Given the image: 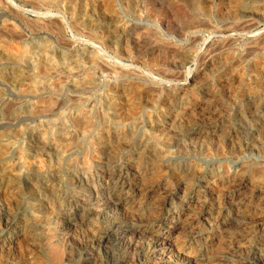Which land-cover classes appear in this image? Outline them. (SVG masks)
<instances>
[{"label": "rangeland", "instance_id": "obj_1", "mask_svg": "<svg viewBox=\"0 0 264 264\" xmlns=\"http://www.w3.org/2000/svg\"><path fill=\"white\" fill-rule=\"evenodd\" d=\"M107 1L6 0L0 6V139L11 160L22 151L29 158L41 153L47 161L39 174L25 172L16 179L9 192L1 187L12 178L0 161V264H169L185 258L192 264H248L264 258V0H111L112 12ZM5 21L9 28L1 30ZM101 32H108L104 39ZM110 36L115 44L107 41ZM128 44L129 54L119 63L124 73L93 66L89 70L98 81L86 82L85 74L68 69L75 57L94 48L100 61L113 65L111 56ZM27 48L32 54L20 61L6 56ZM182 48L198 50L201 57L180 63ZM49 55L66 61V69L55 70ZM36 57L46 58L45 71L32 69L29 61ZM230 66H238L241 74L234 87L222 81ZM29 73L39 91L23 89ZM158 82L165 85L154 86ZM122 92L132 93L140 104L118 107ZM90 106L95 126L82 138L70 119ZM160 124L166 143L155 138ZM43 128L50 137L39 151ZM66 135L73 143L59 157L53 146ZM112 168L117 176L110 179L106 172ZM125 171L123 183L118 175ZM225 171L232 177H223ZM152 173L160 183L151 201L168 195V203L151 204L142 216L141 210L125 209L117 196L135 194L134 182L141 177L148 184ZM188 179L199 189L186 195L181 185L186 187ZM189 195L195 206L188 204ZM77 197L86 198L78 212ZM185 211L189 221L173 230L168 253L158 235L159 221L130 236L134 246L121 242L120 228L118 236L113 231L98 242L115 219L138 225L150 222L153 212L181 225ZM67 221L76 226L68 229Z\"/></svg>", "mask_w": 264, "mask_h": 264}, {"label": "bare ground", "instance_id": "obj_2", "mask_svg": "<svg viewBox=\"0 0 264 264\" xmlns=\"http://www.w3.org/2000/svg\"><path fill=\"white\" fill-rule=\"evenodd\" d=\"M91 1V0H90ZM3 2H6V0L4 1H2V0H0V6L3 4ZM10 2V1H9ZM114 4V3H113ZM236 4V3H235ZM7 6V5H6ZM93 6V5H92ZM183 7V6H182ZM107 10L110 12L111 10H112V4H111V0H108L107 1ZM106 11V10H105ZM112 12V11H111ZM187 14H189V13H187ZM257 14V13H256ZM19 16V15H18ZM23 21V20H22ZM118 22V21H117ZM115 24H116V22H115ZM118 24V23H117ZM29 25V24H28ZM40 25V24H39ZM41 25L43 26V24L41 23ZM12 26H13V24H12ZM44 26H46V25H44ZM9 28V23L7 22L6 23V21L5 22H3V24H2V27H1V30H5V29H8ZM117 28V27H116ZM96 29V28H95ZM122 29H124L123 27H122ZM238 32V31H237ZM108 33V32H107ZM107 33H105V34H107ZM112 33V32H111ZM133 33V32H132ZM97 34V33H96ZM105 34H102V32L99 34L102 38L104 37V35ZM98 35V34H97ZM195 35V34H194ZM261 35V34H260ZM134 36V35H133ZM105 38V37H104ZM103 38V39H104ZM113 38V37H112ZM111 38V36L110 37H108L107 38V41L108 40H110L111 42H112V39ZM115 38V37H114ZM131 40V39H130ZM109 41V42H110ZM127 42V41H126ZM230 42V41H229ZM13 43V42H12ZM113 44H115L114 42H112ZM8 44V43H7ZM97 44V43H96ZM108 44H110V43H108ZM220 44V43H219ZM30 45V44H29ZM95 45V44H94ZM17 46H15V48H16ZM90 47V46H89ZM115 47V46H114ZM186 47V46H185ZM19 48V47H18ZM91 48H92V46H91ZM96 48H97V46H96ZM101 48V47H100ZM117 48V47H116ZM118 48H122V47H118ZM254 48V47H253ZM12 49V48H11ZM10 49V50H11ZM115 49V48H114ZM18 50V49H17ZM119 50V49H118ZM117 50V51H118ZM179 50V49H178ZM181 50V49H180ZM15 52H16V50H14ZM19 51V50H18ZM49 51V50H48ZM106 51V50H105ZM120 51V50H119ZM129 51H130V47H129V44H128V47L125 45V46H123V48H122V52H117L116 53V55H112L111 56V58L113 57V58H115V60H116V63L115 64H113L112 65V63H110V60L108 61V59L107 60H104V61H100V60H102V59H98V54H99V51L98 52H96L95 51V48H94V50H87V51H85L84 52V54L83 55H79V56H77L76 54V56L77 57H75V59H74V61H73V63H72V65H71V67L70 68H68L69 70H70V72L72 71V72H75V74L76 75H81L82 73L83 74H85V79H87V81L86 82H91V81H96V79H97V77H95V75H94V73H93V71L92 72H90V70H89V68L91 69L93 66L95 67V66H98L99 68H101V70H106V71H111V73L113 72V73H115V72H119L120 74L121 73H124L125 71L124 70H126V68H124V64H123V66H122V63L121 64H119L120 62H122V58H124V56L125 55H127V54H129ZM134 51V50H133ZM204 51H206V50H204ZM29 53H31L32 54V49L31 48H27L26 50H23V52H20L19 54H18V52H16V53H14V54H12L11 52H7V57L9 58V56L11 57V58H13L14 60L15 59H19L18 57H29L31 54H29ZM45 53V52H44ZM47 53H49V52H47ZM212 53V52H211ZM214 53V52H213ZM17 54V55H16ZM41 54V53H40ZM106 54V53H105ZM112 54H114V53H112ZM180 54V53H179ZM178 54V55H179ZM182 57L181 58H179V57H176V55H174L175 56V60H176V58H179V61L178 62H182V63H186V62H190V61H194V60H197L199 57H201L200 56V54H201V52L200 51H198V50H195V49H191V48H182ZM203 54V53H202ZM18 55H20V56H18ZM47 55V54H46ZM228 55V54H227ZM170 56V55H169ZM180 56V55H179ZM45 57H47V56H45ZM101 57V56H100ZM128 57V56H127ZM163 57H164V55H163ZM225 57V56H224ZM49 61H50V64L51 65H54V67L56 68L55 70H57V71H61L62 69H66V67H65V65H64V62L65 63H67L66 61H64V62H61V58L60 59H58L57 61H55V59H54V57L53 56H51V55H49ZM171 58V57H170ZM220 58H221V56H220ZM225 58H227V56L225 57ZM21 59V58H20ZM20 59H19V61H20ZM23 59V58H22ZM166 59V58H165ZM168 59V58H167ZM211 59V58H210ZM228 59V58H227ZM25 60V59H24ZM29 60V59H28ZM44 60H46V58L44 59L43 57H36L34 60H33V58L31 59V61H29L30 62V64L32 65V69H35V70H40V71H45V69L47 68L46 66H47V64L45 63V61ZM113 60V59H112ZM111 60V61H112ZM156 60V59H155ZM161 60V59H160ZM164 60V59H163ZM171 60V59H170ZM240 60V59H239ZM22 61V60H21ZM150 61H152V60H150ZM165 61H167V60H165ZM172 61V60H171ZM174 61V60H173ZM47 62V61H46ZM113 62V61H112ZM153 62V61H152ZM168 62H169V64H170V61H169V59H168ZM213 62V61H212ZM236 62H237V60H236ZM80 63H81V65H84L85 64V66H81L80 65ZM175 63V62H174ZM242 63V62H241ZM69 64V63H68ZM222 64V63H221ZM227 64H229V63H227ZM231 64V63H230ZM236 64H238V63H236ZM50 65V66H51ZM78 65H80V66H78ZM174 65V64H173ZM178 65V64H177ZM209 65H211V64H209ZM233 65V64H232ZM262 65H263V62H262ZM49 66V67H50ZM69 66V65H68ZM212 66V65H211ZM243 66V65H242ZM241 66V67H242ZM53 67V66H52ZM93 67V68H94ZM30 68H31V66H30ZM116 68H118V69H116ZM136 68V67H135ZM222 68V67H221ZM243 68V67H242ZM96 69V68H95ZM132 69H134V68H132ZM224 69V68H223ZM69 70H67V71H69ZM82 70H84L83 72H82ZM88 70V71H87ZM59 71V72H60ZM132 71V70H131ZM131 71H129V72H131ZM134 71V70H133ZM241 71V70H240ZM248 71V70H247ZM255 71V70H254ZM63 72V71H62ZM71 72V73H72ZM104 72V71H103ZM242 72V71H241ZM16 73H18L19 75H23L24 73H22L21 74V72L19 71V70H17V72ZM33 73V72H32ZM32 73H29L27 76H26V79H25V84H26V87H24L23 89H25V90H27V91H39L40 90V87H39V85L37 84V81L34 79V75L32 74ZM65 73V72H64ZM67 73V72H66ZM87 73V74H86ZM98 73H101L100 71L98 72ZM135 73V72H134ZM167 73V72H166ZM239 69H238V66H230V70H229V72L227 71L226 72V74H225V76H224V78L222 79V81H224L223 82V85H225V86H227V87H232V85H233V83L235 82V81H238L241 77V74L239 75ZM46 74V73H45ZM97 74V73H96ZM243 74V73H242ZM246 74V73H245ZM255 74V73H254ZM168 75V74H167ZM237 75L240 77H238L239 79L238 80H236V77H237ZM115 76V75H114ZM21 77V76H20ZM79 77V76H78ZM259 77V76H258ZM83 78V77H82ZM256 78V77H255ZM261 78V77H260ZM259 78V79H260ZM79 79V78H78ZM242 79H243V77H242ZM42 80V79H41ZM256 80V79H255ZM258 80V79H257ZM83 81V80H82ZM97 81H98V79H97ZM166 81V80H165ZM254 81V80H253ZM17 82V81H16ZM20 82V81H19ZM221 82V81H220ZM23 83V82H22ZM82 82H75V80H74V84L75 85H82L81 84ZM85 83V82H84ZM118 83V82H117ZM159 84H157V83H154V86H157V85H165L164 83H162V82H158ZM236 83V82H235ZM112 84V83H111ZM262 85V84H261ZM62 86V85H61ZM116 86V85H115ZM127 86V85H126ZM153 86V87H154ZM235 85H233V87H234ZM22 87V86H21ZM113 87V86H112ZM162 87V86H161ZM181 87V86H180ZM82 88V87H81ZM256 88V87H255ZM118 89V88H117ZM136 89V88H135ZM185 89V88H184ZM253 89V88H252ZM107 90V89H106ZM114 90V89H113ZM170 90V89H169ZM175 90H177V88L175 89ZM179 90V89H178ZM187 90V89H186ZM260 90V89H259ZM129 91V90H128ZM167 91V90H166ZM183 91V90H182ZM206 91H208V90H206ZM130 92V91H129ZM128 92V93H129ZM171 92H173V90L171 91ZM36 93V92H35ZM120 93V92H119ZM125 93V92H122V94H118L117 96L119 97L116 101H117V103H115V104H117V106L118 107H120L121 108V106H123V104L125 105V103L127 104V103H129V104H131L132 106H138L139 104H140V101L139 100H137V97H135V96H133V95H130V94H132V93ZM210 93V92H209ZM234 93V92H233ZM232 93V94H233ZM37 94V93H36ZM255 94V93H254ZM38 95V94H37ZM144 95V94H143ZM174 95V94H173ZM183 95V94H182ZM191 95V94H190ZM212 95V94H211ZM257 95V94H256ZM42 96V95H41ZM142 96V95H141ZM197 96V95H196ZM195 96V97H196ZM226 96V95H225ZM111 97V96H110ZM181 97V96H180ZM197 98V97H196ZM235 99V98H234ZM51 101V100H50ZM108 101V100H107ZM52 102V101H51ZM50 102V103H51ZM98 102V101H97ZM160 102V101H159ZM224 102V101H223ZM228 102V101H227ZM41 103V102H40ZM46 103V102H45ZM49 103V104H50ZM35 104V103H34ZM33 104V105H34ZM47 104V103H46ZM52 104V103H51ZM90 104V103H89ZM205 104V103H204ZM32 105V106H33ZM39 105H42V104H39ZM94 105V104H93ZM121 105V106H120ZM23 106V105H22ZM36 106V105H35ZM38 106V105H37ZM36 106V107H37ZM35 107V108H36ZM42 107V106H41ZM44 107H45V105H44ZM43 107V108H44ZM48 107V106H47ZM202 107V106H201ZM32 108V107H31ZM39 108V107H38ZM254 108V107H253ZM123 109V108H122ZM199 109V108H198ZM224 109V108H223ZM76 110V109H75ZM91 110V106H90V108L88 109V108H86V110H82V108L77 112V114H75L70 120H72V122H73V126L75 127V129H78L77 131H80V135L82 136V138H84V136H86V135H88L89 133H91L92 132V130H93V128H94V126H95V122H94V114L92 115V112L90 111ZM34 111H36L37 112V110H34ZM192 111V110H191ZM40 112V111H39ZM42 112V111H41ZM194 112V111H193ZM207 112V111H206ZM29 114V113H28ZM53 114V113H52ZM99 114V113H98ZM252 115V114H251ZM96 116V115H95ZM239 117V116H238ZM187 118V117H186ZM191 118V117H190ZM177 121H178V119H177ZM176 121V122H177ZM187 121V120H186ZM216 121V120H215ZM170 122H171V124L174 126V124H175V117H173V119L172 120H170ZM188 122V121H187ZM190 122V121H189ZM160 123V122H159ZM165 123V122H164ZM190 124V123H189ZM195 124V123H194ZM102 125V124H101ZM100 127V126H99ZM160 128H158L157 129V132H156V134H155V138L157 139V140H164V141H162L163 143H166V142H168L169 140H167V139H163V137H164V132L162 131V129H164V127L162 126L161 127V124H160V126H159ZM170 127V126H169ZM177 127V126H176ZM196 128V127H195ZM43 129H45V130H43V131H40V138H39V144H37V145H39V147L40 148H38L39 149V151L40 150H44V143H45V140H46V138H47V136L48 135H45L46 134V132H47V130H46V128H43ZM184 129H185V127H184ZM193 129V128H192ZM68 131V130H67ZM109 131V130H108ZM199 131V130H198ZM231 131V130H230ZM252 131V130H251ZM69 132V131H68ZM67 132V133H68ZM260 132V131H259ZM56 133V132H55ZM67 133H65V134H67ZM108 133V132H107ZM106 133V134H107ZM255 133V132H254ZM54 134V133H53ZM115 134V133H114ZM149 134V133H148ZM263 134V133H262ZM55 135V134H54ZM68 135V134H67ZM67 135L61 140L60 138V140H58V141H56L55 142V139H54V142H51L50 144H53L54 143V146H53V152H55L56 153V155L57 156H59V157H63L64 155H65V153L67 152L65 149L66 148H69L70 146V144L69 143H71V145H72V143H73V141H69V139L70 138H68L67 137ZM108 135V134H107ZM48 137H50V136H48ZM63 137V136H62ZM87 137V136H86ZM93 137V136H92ZM101 137V136H100ZM117 137V136H116ZM179 137V136H178ZM260 137V136H259ZM5 138V137H4ZM72 138V137H71ZM76 138V137H75ZM222 138V137H221ZM111 139V138H110ZM113 139V138H112ZM220 139V138H219ZM80 140V139H79ZM95 140V139H94ZM49 141H50V139H49ZM60 141V142H59ZM96 141V140H95ZM159 141V142H160ZM35 142V141H34ZM92 143V142H91ZM105 143V142H104ZM174 143V142H173ZM13 145V144H12ZM47 145H48V143H47ZM51 146V145H50ZM49 146V147H50ZM48 147V146H47ZM50 149H52V148H50ZM96 149V148H95ZM7 150H8V146H7V144L2 140V139H0V161L2 162V164L4 163V165H3V168H4V172H7L6 174L7 175H9V177H11L12 179H10V178H8V180L7 179H5V183L2 185V187L1 188H3L4 189V191H6V192H9V190L10 189H12L16 184H13V182H15V180L17 179V180H19V179H21V177L25 174V172H26V175L27 174H29V175H35L36 173H40L41 171H43V168H45L46 166V162H44V159H43V156H42V154L40 153V154H36V155H34V156H32V157H28V156H26L25 155V152H22V151H20V154H19V157L16 159V160H11L10 158H9V156L7 155ZM22 150V149H21ZM51 151V150H50ZM45 152V151H44ZM128 152V151H127ZM10 154V153H9ZM55 156V155H54ZM158 156V155H157ZM42 157V158H41ZM45 157V156H44ZM53 158V157H52ZM46 159V158H45ZM48 159V158H47ZM59 159V158H58ZM87 158H85V160H86ZM84 160V159H83ZM85 160H84V162H85ZM86 161H88V160H86ZM84 162H83V164H84ZM89 162V161H88ZM134 163V162H133ZM136 163V162H135ZM86 165H87V163H86ZM86 165H84L85 167H86ZM83 166V165H82ZM88 166V165H87ZM87 168V167H86ZM91 169V168H90ZM123 169V168H122ZM122 169H120V170H122ZM125 169V168H124ZM45 170V169H44ZM108 170V169H107ZM119 170V171H120ZM130 170V169H129ZM138 170V169H137ZM47 171V170H46ZM118 171V170H117ZM234 171V170H233ZM121 172V171H120ZM134 173L136 172V171H133ZM154 172V171H153ZM48 173V172H47ZM46 173V174H47ZM106 175H107V177H109L110 179H112V178H116V172H115V169L114 168H112V169H109L107 172H106ZM126 171H125V174L124 173H120L119 175H118V178H119V180H120V182H125L126 181ZM134 175V174H133ZM43 176V175H42ZM153 173H152V176H150V177H152V179H149V180H147V183L148 184H146V183H144V182H146V181H143V179L140 177L136 182H134V181H132V182H134V184H133V187H134V190H135V194H133V195H131V196H129V197H125V198H123V197H121L120 195H118L117 197H118V200H120L121 202H122V204H123V207H125V209L127 208V209H129V210H132L133 212H135V213H137V211L139 212L140 210L142 211L141 213H139V214H141V216L143 215V214H145L143 211H144V209L146 210V208L148 207V208H150V206H151V204L156 208L157 206H160L161 204V202H164V203H168V201H169V196L168 195H165L164 196V198L161 200V201H159V200H157V201H151L152 200V198L150 197L151 195H150V193H151V191L154 189V187H155V184L156 183H160V181L159 182H155V180H153ZM6 177V176H5ZM85 178L87 177V175L85 174V176H84ZM83 177V178H84ZM135 177V176H134ZM223 177H226V178H231L232 177V175L229 173V171H225L224 173H223ZM128 178V177H127ZM3 179V178H2ZM35 179V178H34ZM108 179V178H107ZM31 180V179H30ZM41 180V179H40ZM84 180V179H83ZM106 180V179H105ZM129 180V179H128ZM134 180H136V179H134ZM199 180V179H198ZM109 181V180H108ZM113 181V180H112ZM185 181V183L187 182V185H186V187H184V184L183 185H181V187L183 188V189H185V193H186V195H187V193H193V192H195V191H198V189L199 188H197V186L195 185V184H192V183H189V179L186 181V180H184ZM184 181H183V183H184ZM127 182V181H126ZM191 182V181H190ZM117 183V182H116ZM130 183V182H129ZM162 184V183H161ZM260 184V183H259ZM1 185V184H0ZM18 185V184H17ZM46 185V184H45ZM157 185V184H156ZM160 185V184H159ZM264 185V184H263ZM47 186V185H46ZM113 186V185H112ZM128 186V185H127ZM131 186V185H130ZM214 186V185H213ZM115 187V186H114ZM113 187V188H114ZM129 187V186H128ZM128 187H127V189H128ZM121 188V187H120ZM119 188V189H120ZM123 188V187H122ZM122 188H121V190H122ZM132 188V187H131ZM156 188V187H155ZM261 188V187H260ZM116 191V190H115ZM126 191V190H125ZM119 192V191H118ZM130 192V191H129ZM127 193V192H126ZM125 193V194H126ZM116 194V193H115ZM118 194V193H117ZM131 194V193H130ZM193 196H190L189 195V201H187L188 202V204L189 205H191L192 203H193V200L191 199ZM246 197V196H245ZM249 198V197H248ZM116 199V198H115ZM187 199V198H186ZM196 200V199H195ZM85 201H86V198L85 197H77V199H75V201H74V204H75V209H76V211L78 212L81 208H83V206H84V204H85ZM117 201V200H116ZM94 202V201H93ZM119 202V201H118ZM186 202V203H187ZM9 204V203H8ZM7 203H5V204H3L2 205V211L4 210L5 212H7V211H9V208H10V204L8 205ZM194 204V203H193ZM193 206V205H192ZM191 206V207H192ZM194 206H195V204H194ZM90 207V206H89ZM152 207V206H151ZM171 208V207H170ZM52 209V208H51ZM121 209V208H120ZM124 209V210H125ZM152 209H153V207H152ZM151 209V210H152ZM183 209V208H182ZM90 210H91V212H92V208L90 209V208H88V211L90 212ZM100 210V209H99ZM123 210V211H124ZM128 210V211H129ZM150 210V209H149ZM188 210V209H187ZM87 211V212H88ZM158 211V210H157ZM161 211V210H160ZM179 211V210H178ZM88 212V213H89ZM154 212H155V210H154ZM159 212V211H158ZM180 212V211H179ZM9 213V212H8ZM143 213V214H142ZM178 214V213H177ZM186 214V216H184ZM57 215H58V213H57ZM89 215V214H88ZM241 215V214H240ZM64 216V215H63ZM140 216V215H139ZM170 216V215H169ZM189 215H188V213H187V211H185V212H183V214L180 216V217H183V221H182V223H181V225L179 224V223H177V221L176 220H168L167 219V217L164 215V216H159V214H155V213H151V215H150V217H148V218H150V222H143L142 224H132V225H130V224H128L129 222H127V220H126V222H127V224L126 225H124V224H122L123 222H124V220H121V219H115V220H113L112 221V223L111 224H109L110 225V227L108 228L107 226V232H105L104 231V235L102 236L101 235V237L99 238V243L100 242H103L104 241V239H106L107 238V236H109V235H111L112 234V232L114 231V233H115V231H117L119 228L122 230V232H119L118 234H119V238H120V240H121V242L123 241L125 244H127L129 247H131V246H134V244H135V242L132 240V237H130V236H132L133 234H136V233H139V232H143L144 230H146V229H148V228H150V227H153L154 228V222H156V221H159V223H158V228H159V230H158V235H160V236H162L160 239L162 240L161 242H162V244H163V247H162V249L166 252V253H168V251H169V246H170V244H171V242H169V240H170V237L172 236V233H173V230L174 231H176L177 229H178V227L179 228H184V226L187 224L186 223V221L188 220L189 221V218H190V216L188 217ZM49 217V216H48ZM245 217V216H244ZM61 218V217H60ZM67 218V217H66ZM228 218V217H227ZM74 219V218H73ZM191 219H193V218H191ZM234 219V218H233ZM233 219H227V220H225L224 222H232V220ZM235 219H237V218H235ZM146 220H147V218H146ZM64 221V220H63ZM77 221V220H76ZM111 221V220H110ZM134 221V220H133ZM185 221V222H184ZM236 221V220H235ZM68 223H67V227H68V229H69V227H71V225H72V227H74V225H75V222L74 221H67ZM66 223V222H65ZM77 223V222H76ZM79 223V222H78ZM189 223V222H188ZM170 224V225H169ZM232 224V223H231ZM228 225V224H227ZM76 226V225H75ZM66 227V228H67ZM79 227V226H78ZM225 227H226V225H225ZM240 227V226H239ZM252 227V226H251ZM63 228V227H62ZM53 229V228H52ZM54 230V229H53ZM65 230V229H64ZM67 230V229H66ZM104 230V229H103ZM120 230V231H121ZM245 231V230H244ZM61 232V231H60ZM101 232H103V231H101ZM157 232V231H156ZM231 232V231H230ZM56 234V233H55ZM116 234V233H115ZM140 234V233H139ZM49 236V235H48ZM66 236V235H65ZM113 236H114V234H113ZM116 236H118L117 234H116ZM138 236V235H137ZM157 236V235H156ZM97 237V236H96ZM99 237V236H98ZM97 237V238H98ZM262 237V236H261ZM58 238V237H57ZM159 238V237H158ZM250 238V237H249ZM7 239H9V237L7 238ZM11 239V238H10ZM61 239V238H60ZM118 239V238H117ZM6 240V237L5 238H3V242H2V244H1V247L2 246H4V241ZM20 240H21V238H20ZM56 240V239H55ZM86 240V239H85ZM11 241V240H10ZM18 241V240H17ZM48 241V240H47ZM108 241V240H107ZM45 242V241H44ZM43 242V243H44ZM158 242V241H157ZM161 242L159 243L160 245H161ZM262 242H264V237L262 238ZM96 243V242H95ZM94 244V243H93ZM149 244V243H148ZM156 244V243H155ZM261 244V243H260ZM10 245V244H9ZM50 245V244H49ZM54 244H52V246H50V248L52 247H54L53 246ZM57 245V244H56ZM157 245V244H156ZM156 245H155V247H156ZM264 245V244H263ZM262 245V246H263ZM262 246H260V247H262ZM20 247H21V245H20ZM136 247V246H135ZM148 247V246H147ZM159 247V246H158ZM216 247V246H215ZM23 248V247H22ZM86 248V247H85ZM160 248V247H159ZM256 248H258V247H256ZM5 249V248H4ZM40 249V248H39ZM260 249L261 248H258V250L260 251ZM8 250V249H7ZM31 250V249H30ZM158 250V249H157ZM53 251H54V258L55 259H57V260H59V250H58V247L57 246H55L54 247V249H53ZM151 251H153V250H151ZM257 250H255V252H256ZM259 251H258V253H259ZM262 251V250H261ZM49 252V251H48ZM52 252V251H51ZM170 252V251H169ZM219 252V251H218ZM228 252V251H227ZM257 253V252H256ZM170 254V253H169ZM262 254V253H261ZM51 255V254H50ZM61 256V255H60ZM169 256V255H168ZM257 256V255H256ZM53 257V256H52ZM219 257V256H218ZM62 258V257H61ZM60 258V259H61ZM57 260H56V262H57ZM32 261V260H31ZM33 261H35V259H33ZM32 261V262H33ZM36 261H37V259H36ZM35 261V262H36ZM245 261V260H244ZM195 261L193 260V259H179V260H176V261H172V262H170L169 264H192V263H194ZM246 262V261H245ZM17 263V262H16ZM31 263V262H30ZM34 263V262H33ZM32 263V264H33ZM37 264H43L42 263V261L41 260H38L37 262H36ZM35 263V264H36ZM99 263V262H98ZM246 263H248V264H252V263H256V264H264V258L260 255L259 257H256V258H253V259H250V260H248ZM168 264V263H167Z\"/></svg>", "mask_w": 264, "mask_h": 264}]
</instances>
